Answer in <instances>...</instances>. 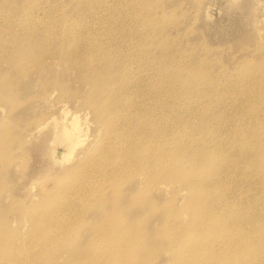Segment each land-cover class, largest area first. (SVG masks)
Returning <instances> with one entry per match:
<instances>
[{"label":"rangeland","instance_id":"obj_1","mask_svg":"<svg viewBox=\"0 0 264 264\" xmlns=\"http://www.w3.org/2000/svg\"><path fill=\"white\" fill-rule=\"evenodd\" d=\"M26 22L40 26L48 24L56 28L67 22V27L74 29L89 27L91 30L97 28L94 30L117 32L122 48V52L120 49L118 51L119 55L125 60L131 58L130 61L134 62L133 58L137 57L140 65L136 77L135 73L131 74L127 70L123 78L124 82L127 80L125 84H132L125 87L126 94L121 93V100L128 104L129 111L142 109L137 119L153 121L152 125L163 128L161 133H170L167 151L171 148L168 154L173 152L169 158L171 156V161L176 159L174 165L187 167L192 157L211 155L212 162L207 168L210 167L211 171L214 168L211 179L213 177L216 181L217 178L218 182L213 187H188L177 178L170 177L172 188L162 190L155 187L152 191L141 192L142 200L147 201L148 197H152L159 204L169 202L172 209L184 216V222L181 223L186 224L190 236L196 237L198 233L192 220L194 208H213L215 216L251 220L254 227L257 225L259 231L264 233V165L261 162L264 154V0H0V83L3 84L0 90L8 93V87L15 82L13 87L19 100L13 106L15 109L21 107L22 114H25L20 123L9 121V124H14L10 126L4 122L5 109L3 112L0 110V145L7 146L3 152L12 164L5 168L1 164L5 160L0 162V219L6 214L10 223L2 229V233L10 237L13 235L10 247L0 244V264H15V260L22 257H26V264H46L31 259L36 255L48 257V249L42 245L39 252L34 251L35 246L41 243L37 233L45 229L40 226V218L35 219L36 222L31 219L29 211L37 207L44 208L36 204L42 202L46 206L51 195L60 196L57 182L67 179L77 184L73 175L60 171L64 169L63 166L73 162L72 157L74 159L79 150L88 145L93 132L91 124L83 145L74 151L72 161H68L70 163L54 159L52 149L63 152L64 147L57 140L53 141L51 123H47L40 134L26 140V125L33 126L44 121L50 110L48 107L52 106L51 113L56 101L55 95L51 104L46 106L33 102L31 107L34 110L30 114L32 121L28 119L26 123V100L38 91L41 83L30 80L26 77V68L11 61V46L15 39H25ZM48 74L54 75L56 70L51 68ZM130 88L135 92L134 95ZM65 103V108L70 112L81 115L85 111L79 103ZM158 105L162 108L158 109ZM152 107L158 112L153 111ZM87 118L90 120V116ZM130 121L135 120L132 117ZM200 123L204 126L200 127ZM148 126L151 127V123ZM11 131L13 133L10 134ZM137 131L129 130L126 133L129 137L127 141L137 140L130 150L137 156L151 154L156 143L161 142L160 139H156L155 143L152 140L155 133L152 134L151 130L144 131L145 136ZM126 142L118 146L126 149ZM140 147H143L142 151L138 149ZM211 147L217 154L211 151ZM218 165L221 168L217 169ZM124 170L135 189L142 191L148 185L146 176L139 169ZM200 179L198 174L190 178L193 184L199 183ZM219 181L223 184H219ZM98 183H104L101 188L103 193L96 195L108 197L104 190L107 182L101 180ZM151 185H154L153 181ZM181 188L187 190L180 191ZM128 189L127 193L130 194L132 190ZM44 196L47 198L43 199ZM71 204L78 206L82 201ZM244 224V227L251 229L247 223ZM163 225L164 221L158 220L151 226V231L157 229L160 232V226ZM159 234L156 238L163 240L158 237ZM20 245H23L22 248Z\"/></svg>","mask_w":264,"mask_h":264},{"label":"bare ground","instance_id":"obj_2","mask_svg":"<svg viewBox=\"0 0 264 264\" xmlns=\"http://www.w3.org/2000/svg\"><path fill=\"white\" fill-rule=\"evenodd\" d=\"M66 23L56 28L48 24L40 26L34 22H26V26L24 25L26 41L25 39H15L11 46L13 53L11 61L26 68V77L31 78L30 80H36V83L41 82L38 91L26 100V123L28 119L32 121L30 114L34 110L31 107L33 102L46 106L51 104L50 102L56 95L54 110L49 113L52 106L48 107L50 110L45 120L33 126L27 127L26 125V140L40 134L46 124L51 123L50 134L52 138H55L53 141L57 140L56 142L64 147L63 152L52 149L55 153L54 159L60 162L67 161V163L73 160L66 167L63 166L64 169L60 172H65L69 176L73 175V178L77 180V184L67 179L57 182V192L60 196L53 197L51 195L46 206L42 202L36 204V206L43 205L44 208L37 207L29 211L31 219L34 221L40 218V226L45 229L44 232L37 233L41 243L35 246L34 251L39 252L38 249L42 248V245L48 249V253L46 252L48 257H39L35 254L37 257H31V259L46 264H264V233L259 231L257 225L254 227L255 224L249 218L247 221L241 218L215 216L213 208L210 210L194 208L192 220L195 222L197 226L195 230L198 232L195 237L187 234L189 232L186 229V224L181 223L184 222V216L180 215L176 209H172L169 202L159 204L152 197L151 199L148 197L147 201L141 199V195H143L141 192L152 191L155 187L162 190L172 188L173 185L169 183L170 177L177 178L179 182L188 187L196 186L205 189L213 187V184L217 182V178L216 181L213 177L211 179L214 168L212 171L209 170L210 167L207 168L208 164L212 162V157L211 155L204 157L205 154H201V157L196 155L189 160L190 165L187 167L174 165L176 159L171 161V156L169 158L173 152L168 154L171 148L167 151V145L170 144L168 136L170 133L168 134L167 131V134L161 133L163 128L160 129L159 126L152 125L153 121L148 122L147 119L148 121L143 122L140 118V120L137 119L138 113L142 109L140 111L137 108L132 110L131 107V112L128 109V104L121 100V93L125 92V87H128L129 84V82L125 84L127 80L124 82L123 79L125 71L129 70L131 74L135 73L136 77L139 70L140 65L137 57L133 58L134 62L130 61L131 58L125 60L119 55L118 51L120 49L122 52V48L117 32L94 30L97 28L91 30L89 27L74 29L67 27ZM122 39L124 40V38ZM51 68L56 70V74H48ZM0 85L3 84L0 83ZM10 85L11 87L7 89L8 93H3L0 90V110L3 112L5 109L4 111H6L4 122L8 124L9 121L20 123L25 114H22L21 107L20 109L14 108L13 104L18 103L19 98L16 97L17 94L13 87L15 82ZM129 85L132 86V84ZM132 88L130 89L132 90ZM141 92L143 93V91ZM65 101L79 103L84 108V113L80 115L77 112H70L66 109L67 107L65 108ZM147 103L149 102L147 101ZM161 108L160 106L158 109ZM158 109L155 110L158 112ZM155 110L153 109V111ZM159 114L161 113L159 112ZM142 115L145 114L142 113ZM88 116H90V120H88ZM132 117L135 121H130ZM142 119L144 118L142 117ZM150 119L153 120V117ZM157 119L161 120V117ZM172 121L174 122V120ZM149 123H151V127L148 126ZM91 124L93 131L91 141L85 148L79 150L73 159L74 151L84 143L85 134H88ZM167 124L165 125L168 126L169 124ZM9 125L14 124L10 123ZM169 128L173 129L172 126ZM129 130H138L137 132L143 136H145L144 131L151 130L152 134L155 133L152 140L156 143V139H160L161 142L156 143L151 154L143 153L137 156L130 150L137 140L127 141L129 137L126 136V133H129ZM167 130L169 131L168 128ZM11 133L13 132L11 131ZM217 133L219 134V132ZM199 140L201 141V138ZM125 142L126 149L123 146H118ZM49 143L51 142L49 141ZM223 143L225 144L224 141ZM104 144V148L100 149ZM5 147L7 146L0 145V162L5 160L1 164L8 168L12 164L10 158L3 152ZM9 148L11 147L9 146ZM225 148L227 149V147ZM138 149L142 151L143 147ZM213 150L215 151L212 148L211 151ZM262 152L264 153L263 148ZM176 155L174 157L177 158ZM120 158L122 160L118 163ZM261 162L264 165V154ZM130 168H137L146 176L148 185L144 186L142 191L131 185L132 182L129 181L124 170ZM219 168L221 167L219 166L217 169ZM194 174L200 175L199 183L193 184L190 180ZM101 180L107 182L104 190L108 193V197L105 196V198L96 195L103 193L101 188L104 183H98ZM152 181L154 185H151ZM219 182V184H223L222 181ZM128 187L132 190L130 194L127 193ZM179 190H187V188ZM73 195H77V197L72 198ZM42 198L46 199L47 197ZM222 198L224 199L223 196ZM77 201H82V204L78 206L71 204ZM150 219H152L151 222H149ZM158 220L164 221V225L160 226L162 231L159 232L157 229L151 231V226ZM8 223L10 221L5 214L0 219V244L10 247L13 244V235L10 237V235L2 233V229ZM244 223L251 226V229L244 227ZM158 234V237L163 240L156 238ZM22 246L20 245V248ZM15 261V264H26V257Z\"/></svg>","mask_w":264,"mask_h":264}]
</instances>
